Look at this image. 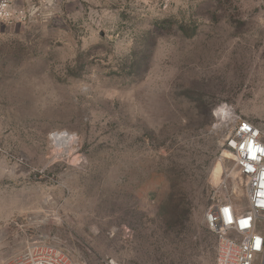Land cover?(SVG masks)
Returning a JSON list of instances; mask_svg holds the SVG:
<instances>
[{
  "label": "rangeland",
  "instance_id": "obj_1",
  "mask_svg": "<svg viewBox=\"0 0 264 264\" xmlns=\"http://www.w3.org/2000/svg\"><path fill=\"white\" fill-rule=\"evenodd\" d=\"M14 1L0 264L38 244L82 264H215L206 212L234 176L218 110L264 132V0Z\"/></svg>",
  "mask_w": 264,
  "mask_h": 264
},
{
  "label": "built area",
  "instance_id": "obj_2",
  "mask_svg": "<svg viewBox=\"0 0 264 264\" xmlns=\"http://www.w3.org/2000/svg\"><path fill=\"white\" fill-rule=\"evenodd\" d=\"M14 0H0V19L27 18L23 5ZM39 7L32 6L36 13ZM223 107V108H222ZM218 110L227 129L225 144L234 159L232 180L227 190L214 192L206 212V222L217 238L215 264H264V132L243 118L232 106ZM223 109V110H222ZM221 110V112H220ZM244 189L245 199L239 202L234 193ZM5 264H82L65 250L38 244Z\"/></svg>",
  "mask_w": 264,
  "mask_h": 264
},
{
  "label": "bare ground",
  "instance_id": "obj_3",
  "mask_svg": "<svg viewBox=\"0 0 264 264\" xmlns=\"http://www.w3.org/2000/svg\"><path fill=\"white\" fill-rule=\"evenodd\" d=\"M61 141H59L58 143H60ZM70 142V141H69ZM62 147H60V149H61ZM220 166H218V168L216 169V174L218 175V173L220 172Z\"/></svg>",
  "mask_w": 264,
  "mask_h": 264
}]
</instances>
